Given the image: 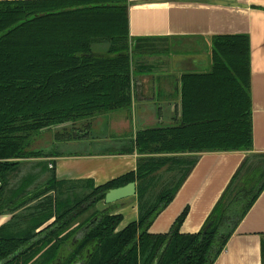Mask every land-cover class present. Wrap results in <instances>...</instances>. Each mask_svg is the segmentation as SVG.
Masks as SVG:
<instances>
[{
  "label": "trees",
  "instance_id": "trees-1",
  "mask_svg": "<svg viewBox=\"0 0 264 264\" xmlns=\"http://www.w3.org/2000/svg\"><path fill=\"white\" fill-rule=\"evenodd\" d=\"M146 40L130 42L128 0H0V215H11L0 225V264H213L264 189V153L252 154L200 231L180 232L186 210L168 233L148 231L196 164L192 153L252 147L250 44L241 33L214 35L208 70L181 74L179 122L137 132L135 171L95 186L58 179L39 161V174L13 180L19 160L47 156L30 149L41 131L131 106L136 43ZM164 166L176 180L156 189ZM130 182L135 221L117 230L113 204L79 221ZM260 252L264 264V234Z\"/></svg>",
  "mask_w": 264,
  "mask_h": 264
},
{
  "label": "crops",
  "instance_id": "crops-1",
  "mask_svg": "<svg viewBox=\"0 0 264 264\" xmlns=\"http://www.w3.org/2000/svg\"><path fill=\"white\" fill-rule=\"evenodd\" d=\"M216 1L128 0L130 42L134 44L137 38H149L136 43L141 49L133 59L131 106L96 115L71 128L62 125L41 131L34 137L30 149L43 151L47 156L19 160L22 171L26 172L29 166L37 169V162L46 161L54 168L58 179L92 180L95 186L135 171L137 160L142 157L136 152L137 132L179 122L181 74L208 69L214 35L247 34L252 98L251 149L192 153L198 156L196 164L148 229L152 234L168 233L186 210L180 232L200 231L244 159L264 153V0H224L229 3L226 5ZM186 46H191L193 53H179L185 51ZM168 50L175 53L172 58ZM82 129L84 136L79 134ZM166 168L161 170L160 186L176 180L164 172ZM113 205L115 213L122 215L117 230L135 221L138 216L136 183L134 195ZM105 206L102 201V208ZM10 217L0 215V225ZM263 234L264 189L213 264H261Z\"/></svg>",
  "mask_w": 264,
  "mask_h": 264
},
{
  "label": "rangeland",
  "instance_id": "rangeland-1",
  "mask_svg": "<svg viewBox=\"0 0 264 264\" xmlns=\"http://www.w3.org/2000/svg\"><path fill=\"white\" fill-rule=\"evenodd\" d=\"M210 47H211V45H210ZM177 48V47H176ZM186 49H185V51H180L179 53H183V54H186V55H190V51H192V53H193V49H191V46H186L185 47ZM211 49V48H210ZM181 50V49H180ZM186 50H189V51H186ZM170 50H168V55H170V57L172 58V55L173 54H175L173 51H170V52H173L172 54L169 52ZM201 71H206V70H208V69H200ZM198 71V70H197ZM55 132V131H54ZM79 134L80 135H82V136H84V130L82 129L81 131H79ZM55 138V137H54ZM81 145H84V143L83 144H81ZM81 145H79V147H82ZM30 146L32 147V143L30 144ZM46 163V162H45ZM21 165V164H20ZM36 165H39V166H37V169H35L34 167H32V166H29L28 167V170L25 172V171H22L23 169H21L20 168V166H19V169H18V172L15 174V178H13V180L14 181H17L18 179H21V178H26V177H28V176H30V175H33V176H35V175H37V174H39L40 172H41V170L43 169V167H44V165L45 164H43L42 162H37V164ZM48 168H50V166H48ZM23 172V173H22ZM20 173H22V174H20ZM49 175V172H47V173H43L42 174V176H40L39 178H40V181L42 180V179H45L47 176ZM44 181V180H43ZM159 187H160V184L156 187V189H159ZM128 204V203H127ZM102 208V202H99V203H97L95 206H93L92 208H89L88 209V211H86L81 217H80V219H79V221H81L83 218H85L86 217V215H89L91 212H93L95 209H101ZM76 237H79V235H77Z\"/></svg>",
  "mask_w": 264,
  "mask_h": 264
},
{
  "label": "water",
  "instance_id": "water-1",
  "mask_svg": "<svg viewBox=\"0 0 264 264\" xmlns=\"http://www.w3.org/2000/svg\"><path fill=\"white\" fill-rule=\"evenodd\" d=\"M216 2L221 5L229 4L228 2L224 0H218ZM134 194H135V183L130 182L124 186L108 190L105 193V197L103 201L105 204H113L121 199L130 197ZM74 264H83V261H77Z\"/></svg>",
  "mask_w": 264,
  "mask_h": 264
},
{
  "label": "flooded vegetation",
  "instance_id": "flooded-vegetation-1",
  "mask_svg": "<svg viewBox=\"0 0 264 264\" xmlns=\"http://www.w3.org/2000/svg\"><path fill=\"white\" fill-rule=\"evenodd\" d=\"M84 229H85V228H84ZM75 241H76V237L73 238V242H75Z\"/></svg>",
  "mask_w": 264,
  "mask_h": 264
}]
</instances>
